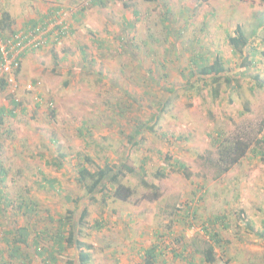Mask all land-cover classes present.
<instances>
[{"label":"rangeland","instance_id":"obj_1","mask_svg":"<svg viewBox=\"0 0 264 264\" xmlns=\"http://www.w3.org/2000/svg\"><path fill=\"white\" fill-rule=\"evenodd\" d=\"M56 9L66 35L25 54L18 72L2 76L0 108L11 97L20 102L15 117L0 122V161L9 172L4 192L26 195L33 209L12 207L0 217V261L9 264L2 239L10 230L56 234L73 210L74 240L89 247L86 264H206L198 252L207 245L214 264H264V147L252 146L219 178L211 166L217 130L255 129L264 119V0H158L130 9L119 0H0V17L8 14L14 32ZM21 21L27 25L17 28ZM237 26L247 38L240 54L228 43ZM194 55L222 62L231 88L222 81L213 98L198 73L190 79ZM174 161L192 177L165 175ZM105 163L137 173L119 175L134 191L129 200L85 196L77 169ZM140 169L158 188L154 201ZM44 177L58 183L51 187ZM68 242L55 264H77L78 250ZM53 243L47 237L40 247ZM22 250L25 264H44L33 246Z\"/></svg>","mask_w":264,"mask_h":264},{"label":"trees","instance_id":"obj_2","mask_svg":"<svg viewBox=\"0 0 264 264\" xmlns=\"http://www.w3.org/2000/svg\"><path fill=\"white\" fill-rule=\"evenodd\" d=\"M122 3V6L126 9L133 8L136 5V2H146V3H154L158 0H119ZM199 3H204L207 0H195ZM134 10V9H133ZM135 11V10H134ZM136 12V11H135ZM137 13V12H136ZM9 16L7 13H3L0 19V41L5 42L9 36H6V31L10 28ZM32 26V25H31ZM263 27V25H260ZM255 32V30H254ZM15 32H11L14 34ZM235 36H228V43L233 48L235 53H242L243 49L246 46L247 38L244 37L243 31L240 27H236L235 29ZM102 43L100 42V45ZM2 63V58L0 54V64ZM196 66V67H195ZM19 67L14 71V73L18 72ZM198 73L197 79L204 80V84L206 86H210L211 89V96L213 98L219 97L222 90V83L225 84L226 87L231 88V81L230 78L225 76L226 70L223 66V63L220 61H212L208 63L206 57L202 55H194L192 57L191 62L189 64V77H193L194 73ZM209 77V78H208ZM206 79H209L207 81ZM257 79V78H256ZM224 81V82H222ZM189 83H192L191 81ZM6 79L4 77H0V91H4L6 87ZM191 85V84H190ZM238 87V86H237ZM262 87V86H261ZM236 88V86H235ZM20 106V102L13 97H11L9 101V106H2L0 108V122L5 117H15L16 109ZM162 108V107H161ZM245 111H248L247 103L245 104ZM163 109V108H162ZM244 111V112H245ZM159 113V112H158ZM243 114L240 113V116ZM158 116L156 115L155 119ZM237 130L233 132H228L222 128L216 131L215 136L212 139V145L214 146V156L211 159V166L214 168L213 172L215 173V178H219L222 175L226 174L227 171L232 169L235 165H237L242 158L248 153L252 146H261L264 147V140L263 138L259 137L264 132V119H262L256 126L255 129H251L248 127H244L239 129L240 127L237 126ZM134 146L137 145L136 142L133 143ZM139 145V142H138ZM83 161H89L88 158L85 156L82 158ZM57 165L56 167H58ZM108 163H105L102 167L90 171L86 166L82 165L77 169L78 172V183L84 189V194L90 199L95 200V196L97 193L101 192L103 194L106 193L108 197L120 200V201H127L132 196L134 191L129 187L125 186L120 183L119 175L121 171L128 173L131 176L136 177L135 171L128 167L125 164H120V166L110 167ZM170 168L166 172L165 175L173 172L181 174L185 179H190L192 177V173L187 171V167L184 163L174 161L173 164L169 165ZM113 168L115 170H113ZM162 169L157 170L158 173H161ZM140 173V174H139ZM138 173L139 181H141L142 185L153 192L152 200H156L158 198L157 194V187L153 185V183H148L145 178L143 170L140 169ZM156 173L155 176H159ZM9 175L8 170L2 165L0 161V217L6 212L9 208H14L17 210H22L27 213L30 211L32 212L33 207L31 206L33 202L27 197L26 195L17 193L12 197L9 193L4 192V189L7 187L5 181ZM44 175V174H43ZM47 179L46 177H44ZM48 185L51 187L54 185L56 180L54 179H47ZM106 188L108 191H106ZM95 195V196H94ZM104 201V198H103ZM102 201V202H103ZM69 211V210H68ZM74 214L73 210L68 212L67 216H65V223L62 224L68 227L67 237L63 235V228L57 231L55 234H51L48 232H44L41 230H37L32 228V226L27 227H19L14 228L13 231L10 230L7 235L3 237V242L6 244V248L8 250L9 256V264L12 263L15 259L20 264H25L24 260L28 257L27 251L22 250V246L26 247L29 250L32 246L35 249V254L41 256L44 259V264H55L57 262V257L55 256L56 253H60L63 249V241H69L68 244L75 246V249L78 250L77 254V264H86L88 262V254L86 250L89 248L87 245H84L80 240H74V231L75 228L73 226L74 222L70 216ZM80 217L77 220V227L78 229H82L81 227L85 225L84 218L87 215V207L83 206L80 211ZM250 228V227H249ZM251 229V228H250ZM78 230L77 232H80ZM252 230V229H251ZM32 234V235H31ZM10 235V239L6 236ZM47 237L52 238L54 243L49 245V248H41L40 247V240L47 239ZM210 242L216 243L217 239L215 235L210 236ZM154 247L148 249L145 252L146 256L151 257L154 253ZM202 256V261L206 264H214L216 263L215 253L212 245H207L202 251L198 252ZM46 255V256H44ZM43 256V257H42ZM70 262V261H69ZM150 264L149 262H146ZM0 264H8L7 262L0 261ZM72 264V262H70Z\"/></svg>","mask_w":264,"mask_h":264},{"label":"built area","instance_id":"obj_3","mask_svg":"<svg viewBox=\"0 0 264 264\" xmlns=\"http://www.w3.org/2000/svg\"><path fill=\"white\" fill-rule=\"evenodd\" d=\"M88 1V0H83ZM64 13L56 9L49 18L41 20L24 31L10 34L9 38L0 41V76L10 70H16L22 57L30 52L43 49L48 44L57 43L68 32V24L63 19ZM12 80H9L11 82Z\"/></svg>","mask_w":264,"mask_h":264},{"label":"crops","instance_id":"obj_4","mask_svg":"<svg viewBox=\"0 0 264 264\" xmlns=\"http://www.w3.org/2000/svg\"><path fill=\"white\" fill-rule=\"evenodd\" d=\"M4 13H6V12H4ZM2 15H3V13L1 14V16H2ZM41 17H42V16H40V17H38V18H37V17H33V18L29 19L27 23H28L29 25H35L36 23H38V22L41 21V20H39ZM0 19H1V17H0ZM37 19H38V20H37ZM22 22H23V21L19 22L20 24H19V23H16V24H18V27H17V28H19L21 25H22V26L27 25V24H21ZM10 25H12V24H10ZM7 31H8L7 33H11V32H13V30H11V29H8ZM53 44H56V43H53ZM53 44H52V45H53Z\"/></svg>","mask_w":264,"mask_h":264}]
</instances>
